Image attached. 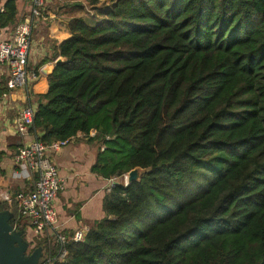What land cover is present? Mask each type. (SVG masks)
Listing matches in <instances>:
<instances>
[{
  "label": "trees",
  "instance_id": "1",
  "mask_svg": "<svg viewBox=\"0 0 264 264\" xmlns=\"http://www.w3.org/2000/svg\"><path fill=\"white\" fill-rule=\"evenodd\" d=\"M114 2L95 25L69 21L32 133L97 143L106 179L144 172L65 260L36 238L38 264H264V0ZM18 23L7 0L0 30ZM4 211L26 231L17 203Z\"/></svg>",
  "mask_w": 264,
  "mask_h": 264
},
{
  "label": "crops",
  "instance_id": "2",
  "mask_svg": "<svg viewBox=\"0 0 264 264\" xmlns=\"http://www.w3.org/2000/svg\"><path fill=\"white\" fill-rule=\"evenodd\" d=\"M7 0H0V9ZM115 0H46L43 14L37 19L32 33L29 67L38 69L40 78L33 86L34 98L28 102L34 109L40 103L42 96L49 91V76L43 69L50 67L54 70L58 61L65 58L58 54L59 46L72 35L68 29L69 21L73 18H83L88 23L95 25L105 19L112 9ZM32 1L19 0V23L31 15ZM15 27L3 30L2 38L10 40ZM10 75L9 67L0 66V86L6 88ZM13 102L7 105L0 103V171L6 172V181L9 188L2 190L15 192L29 189L33 181L19 179L16 172L19 168L15 163V155L26 140L36 138L32 134L23 138L18 134L13 124L17 108L25 105V98L21 92L13 94ZM12 117V124L3 122L7 116ZM11 126V127H10ZM94 135V134H92ZM99 145L90 142L87 137L79 134L60 151L50 152L51 159L59 169L63 189L55 200L61 231L72 235L75 231L90 229L91 225L105 216L104 199L109 192L110 180L93 171ZM11 181V182H10ZM10 187H15L11 189ZM4 188V189H2ZM27 232L32 229L27 222Z\"/></svg>",
  "mask_w": 264,
  "mask_h": 264
},
{
  "label": "built area",
  "instance_id": "3",
  "mask_svg": "<svg viewBox=\"0 0 264 264\" xmlns=\"http://www.w3.org/2000/svg\"><path fill=\"white\" fill-rule=\"evenodd\" d=\"M31 1V15L18 24L10 40L3 39L0 30V66L6 64L10 69L6 88L0 86V103L7 105L14 101L13 94L22 93L25 105L17 108L13 126L23 138H28L33 134L35 109L28 102L34 98L33 86L40 78V72L38 69L29 67V57L33 29L37 19L42 16L46 4V0ZM2 12H4V7L0 9V14ZM72 139L56 141L49 145L37 138L26 140L15 155V163L19 168L16 176L19 179L33 181V186L16 193L9 190L0 191V201L6 202L9 207L17 203L20 215L29 222L37 237L53 238L60 247L59 258L62 260L68 256L66 245L71 241H84L89 231V229H79L72 235H66L61 231L54 205L63 186L59 169L52 162L50 152L60 151ZM126 176L127 173L121 177L109 179V191L119 184L120 180L126 185ZM13 230L16 231V228L13 227ZM44 264H46L45 261Z\"/></svg>",
  "mask_w": 264,
  "mask_h": 264
},
{
  "label": "water",
  "instance_id": "4",
  "mask_svg": "<svg viewBox=\"0 0 264 264\" xmlns=\"http://www.w3.org/2000/svg\"><path fill=\"white\" fill-rule=\"evenodd\" d=\"M59 63L62 62L58 61L57 64ZM53 71L50 67L43 69V73L47 75H51ZM143 172L144 170L141 168H135L127 172L126 186L134 181H139ZM9 219L10 214L8 211L0 213V264H38L42 249L37 248L29 256H26L28 244L24 241L22 232L13 230Z\"/></svg>",
  "mask_w": 264,
  "mask_h": 264
},
{
  "label": "rangeland",
  "instance_id": "5",
  "mask_svg": "<svg viewBox=\"0 0 264 264\" xmlns=\"http://www.w3.org/2000/svg\"><path fill=\"white\" fill-rule=\"evenodd\" d=\"M12 117H10L9 115L6 117V125H11L12 124ZM11 126H13V124L11 125ZM10 126V127H11ZM53 162V161H52ZM54 163V162H53ZM57 165V164H56ZM122 180H120V182H121ZM11 182V181H10ZM9 186V182H7L6 181V172H4V171H0V188L1 187H6V188H9L8 187ZM4 188H2V189H4ZM12 190L13 189H15V187H10ZM9 212V211H8ZM10 213V212H9ZM25 235V237H26V243L28 244V251H27V253H26V256H29L32 252H33V248H34V242H35V240H36V238H38L37 237V235H35L34 233H32V232H27V231H25V232H22V236H24ZM44 258H40V260H43Z\"/></svg>",
  "mask_w": 264,
  "mask_h": 264
}]
</instances>
